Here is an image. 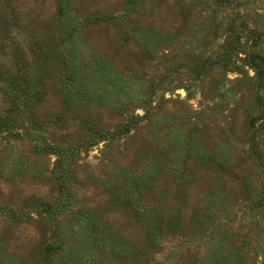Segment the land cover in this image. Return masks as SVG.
Listing matches in <instances>:
<instances>
[{
  "label": "rangeland",
  "instance_id": "rangeland-1",
  "mask_svg": "<svg viewBox=\"0 0 264 264\" xmlns=\"http://www.w3.org/2000/svg\"><path fill=\"white\" fill-rule=\"evenodd\" d=\"M17 50L43 99L11 108L0 70V264H109L88 216L135 245L113 264H264V0H0Z\"/></svg>",
  "mask_w": 264,
  "mask_h": 264
},
{
  "label": "trees",
  "instance_id": "trees-1",
  "mask_svg": "<svg viewBox=\"0 0 264 264\" xmlns=\"http://www.w3.org/2000/svg\"><path fill=\"white\" fill-rule=\"evenodd\" d=\"M62 17L63 16L60 14V18ZM229 28H230V32H240L239 30H236V26L234 23L230 24ZM246 31L247 32H262L258 30L257 28H253V30H246ZM254 38L255 40H258V38L260 37L257 35H254ZM239 46H240L239 41H237L234 44V47H232V51L235 53L239 52V49H240ZM40 52L42 53L41 50L36 51V53H40ZM12 58H14L13 60H19V63L17 64L10 63L9 65L5 64V68H0V70L5 72V77H6L4 90H5V96L8 99L7 104L10 103L11 108L14 107L15 105L16 106L23 105L26 108L30 107L31 104L32 106H35L43 99L42 90H40L39 88H35L34 91L31 92V89H33L32 86L34 85L33 81L30 80V78H28V76L24 72H22V69L19 67L20 65H22L23 59L25 58V53L19 54L17 50L13 55H11L10 59ZM248 59L252 67L255 69L256 74L258 76L264 77V55L263 54L254 55V56L249 57ZM101 65L106 67L104 63H101ZM204 71L205 69H203V72ZM100 73L102 74V72ZM75 75H76V72H75ZM154 86L155 84L153 83L152 87ZM102 96L103 95L100 93V89L97 88L94 94L87 96V92H86L83 94L81 99H86V100H91V101L95 100L99 102V101H102ZM63 99L67 105L74 106L75 100L71 96L70 89L65 91ZM11 112L12 111L10 110L8 111L3 110V112L0 113V126H3V127L10 126ZM140 118H144V116L142 117L140 116ZM133 123L135 122L130 121V122H127L121 125L116 132L110 133L113 135L109 136L107 133L98 131L96 132V134H94V136L96 137V136L102 135L106 137V139H114L115 134L122 135V134L130 133L134 125ZM59 151H61V149ZM88 214H90V212ZM151 214H152L151 210H146V211L144 210L142 212L139 210H136L137 217L141 218L145 222L147 221L146 224L148 223V219ZM83 219L86 223L87 229H89V233H90L89 239L91 240L93 244V248L96 250L104 249V252L105 251L110 252L109 253L110 257L107 259L109 264H113V261H115L114 259L116 257L120 256L121 259H123L124 257H127L129 253L131 254L136 250L135 245L131 241H129L126 237L119 235L117 232L109 230L106 224L97 222L91 216L85 217ZM172 222L173 221H170L169 226L165 223L169 227V230H167L168 233L166 234V236L174 235V232H175L174 224H171ZM217 229L218 228L216 227L214 230L212 229L213 231L211 230L212 232L209 234L208 237L212 236L214 234V231ZM153 239L156 243L158 242L159 240L158 232L154 234ZM158 246H159V242H158ZM58 247H62V245H58L57 248ZM56 251L57 250H54V249L50 250L51 257L56 253ZM213 253H214V256H212L211 258L212 264H215V263L216 264H230V259L227 256L223 255V253L219 251H214ZM136 258L138 257L134 256L132 259L136 260ZM47 264H54V262L52 261V258L48 260Z\"/></svg>",
  "mask_w": 264,
  "mask_h": 264
}]
</instances>
